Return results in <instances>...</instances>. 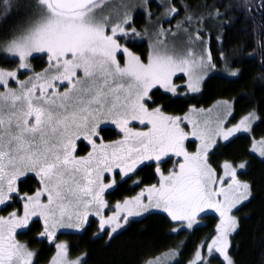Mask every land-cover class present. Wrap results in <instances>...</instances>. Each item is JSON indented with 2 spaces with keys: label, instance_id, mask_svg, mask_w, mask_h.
I'll use <instances>...</instances> for the list:
<instances>
[{
  "label": "snow or ice",
  "instance_id": "snow-or-ice-1",
  "mask_svg": "<svg viewBox=\"0 0 264 264\" xmlns=\"http://www.w3.org/2000/svg\"><path fill=\"white\" fill-rule=\"evenodd\" d=\"M0 3L5 11L10 7L9 0ZM96 7L97 0H33L35 19L4 44V52L19 57L18 70L30 67L27 61L33 53H46L54 62L50 67L56 74L48 76L46 69L45 74L35 75L34 82L31 77L29 81H17L19 92L14 89L0 92V205L9 203L13 194L19 196L17 181L29 173L43 182L34 195L19 196L23 202L22 215L13 211L8 218L0 216V264H32L34 253L15 239L17 229L28 228L32 218L43 217L39 236L50 241L55 239L58 228L80 229L87 223L91 205L97 209L106 207L103 193L113 184L100 182L103 172L122 169L127 176L137 165L146 161L159 163L170 153L182 156L184 163L179 164L178 171L161 173L159 187L153 185L147 189L149 203H143V191L123 204L118 203L113 216L101 217L100 228L109 225L111 232H115L122 227L121 212L126 213L127 223V217L150 208H162L172 220L186 222V227L191 228L198 213L215 209L221 220L218 235L207 250L209 254L213 251L222 254L227 264H233L228 256V236L236 230L237 221L229 212L247 199L250 186L239 182L236 169L225 163V175L232 180L228 189L235 187L239 195L231 198L224 188L214 190L215 173L207 163V152L212 145L201 136L200 150L189 154L183 146L187 134L179 126L181 118L164 115L161 107H148L152 102L149 93L157 85L175 93L172 77L177 71H184L181 64L188 62L178 63L170 55L154 52L144 63L115 39L118 31L129 34L123 27L112 26L111 34H106L107 17L97 19ZM129 20L126 16L123 23ZM135 32L132 28L131 33ZM118 53L125 58L123 66L117 59ZM211 59L209 52V63ZM16 76L17 71L0 68V85H7L9 78ZM54 82H68L69 87L61 93L55 90ZM198 85L199 79L189 87L195 92ZM49 89L53 90L49 92ZM248 120L245 117L239 126L224 132L223 139L228 140L242 129L247 131ZM132 121L151 127L148 131H132L128 127ZM105 123L118 125L124 139L114 144L103 143L100 132ZM192 135H197L195 130ZM81 138L92 149L85 157L75 155L76 141ZM97 140L101 143L97 144ZM260 144L259 148L253 147L264 156V141ZM156 171L160 172L159 167ZM221 193L223 202L215 199ZM45 194L47 203H42L41 196ZM70 207L83 210L69 211ZM94 214L101 215L99 210ZM73 217L74 223H65L66 218L72 221ZM57 248L58 255L66 257L67 246L61 243ZM197 262L203 264L199 252L193 264ZM53 264H80V261L54 260Z\"/></svg>",
  "mask_w": 264,
  "mask_h": 264
},
{
  "label": "trees",
  "instance_id": "trees-1",
  "mask_svg": "<svg viewBox=\"0 0 264 264\" xmlns=\"http://www.w3.org/2000/svg\"><path fill=\"white\" fill-rule=\"evenodd\" d=\"M131 1L119 12L124 18L130 17L127 29L134 28L138 33L174 30L180 25L194 29L199 36L207 38L212 63L220 68V72L204 81L198 93L173 95L154 88L150 93L149 108L161 107L169 115L182 116L193 108H207L217 101L229 100L235 118L247 114L258 118L252 134L241 133L227 143L215 146L209 153V161L218 169H222L224 162L244 165L236 174L250 186V194L230 212L237 218V227L230 236L228 251L233 264H264V158L252 151L253 137L264 138V0ZM116 2L118 0L112 3ZM32 4L33 0H9L10 7L5 11L0 3L2 68L14 69L18 65V59L3 53V47L35 19ZM172 8L176 12H170ZM191 14L199 21L190 20ZM117 36L130 51L147 59L153 39L150 34L145 38ZM33 61L41 62L40 67L46 64L42 56L33 57ZM235 71L236 76L230 75ZM104 133L115 136L112 128L104 129ZM143 173L146 181L154 177L150 168H145ZM127 190L128 185L123 184L114 196ZM212 210L203 214L202 221L191 228L182 224L183 221L172 220L163 209L154 208L145 215L127 219V223L112 236L97 233L99 224L95 217L87 220L82 228H76L77 232L61 231L60 236L69 239L66 246L71 254L84 250L83 264H189L196 251L200 250L201 256L207 255L208 246L218 235L221 217ZM46 254L47 250L40 251L38 258L42 259ZM174 254L176 258L169 260L168 257ZM212 260L216 264H225L216 253Z\"/></svg>",
  "mask_w": 264,
  "mask_h": 264
},
{
  "label": "rangeland",
  "instance_id": "rangeland-1",
  "mask_svg": "<svg viewBox=\"0 0 264 264\" xmlns=\"http://www.w3.org/2000/svg\"><path fill=\"white\" fill-rule=\"evenodd\" d=\"M113 1H115V0H112L109 3V0H100L97 3V7L95 8V15H96L97 19L103 20V18L107 17V20L105 21V23H106V34L110 35L111 34L110 28L112 26H115L116 24H119L121 27H123L125 29V31L127 33H129L127 36L131 35L130 37L133 36V38H140V37L145 38L148 34H150L153 37V39L150 42L151 43L150 54H152L154 52H161L163 54L172 56L173 59L176 60L178 63L181 61H185V60L188 62L187 64H181V67H183L185 69L184 71H182V72L177 71L176 74L172 77V84L176 87L175 93H172V92L164 89L160 85H157L155 88H161L165 92H168V93L173 94V95L185 94V93H198L201 91L204 81L210 75H212L213 73H216V72H220V68L216 67L214 65V63H212V59H211L210 63L207 60V55L209 53L207 38L204 39L202 36H199L197 34L198 32H194V29H192L193 31L188 30L187 27L180 25L179 27H176L174 30L173 29H171V30H168V29L162 30L161 29L159 31H154V32L153 31L152 32L145 31L144 33L143 32L142 33L135 32L134 34H132L131 29L126 28V26L129 23H127V24L123 23L125 18L122 17V15L119 13L120 10H122V9L124 10V8H126L125 6L129 5V3H131L132 1L131 0H118V2H116L114 4L112 3ZM110 5H117V6L113 7ZM126 14H127V12H126ZM190 20L199 21L198 18L193 19V15L191 16ZM119 34L121 35V33L118 31L117 35H119ZM117 35H116L115 39L118 41V43H120L123 47H127L128 45L127 46H126V44L124 45L122 40L118 39L119 36H117ZM124 42L126 43V41H124ZM3 53L9 57L18 59V65H19L20 60H19L18 56H14V55H12L10 53H6L4 51H3ZM149 55H148V57H149ZM35 56L44 57V61L46 62V64H44L40 67L41 62L33 61V57H35ZM148 57L145 60H143L141 58V60L144 63H147ZM117 59L120 61L121 65L123 66L124 62H125V58L118 53ZM27 62L30 65V67L28 69H19L18 70V65L14 69H7V68L0 67L2 69L7 70V71H17V76L15 79L9 78L7 85H0V92H7L8 89H14L17 92H19L20 91V85L17 83V81H29V78L31 77V78H33L32 82H34L35 81V75L37 73L45 74L46 69L48 70V72H47L48 76L56 74L55 69L50 67V65L53 64L54 62L49 60V57L46 53H33V55L28 58ZM212 65H214V67H212ZM223 71L226 73H229L225 69ZM78 75H80L79 72H78ZM181 77H183V78L179 79ZM197 79H199V85H198L199 90L194 92L189 87V84L192 83L193 81L197 80ZM41 82H43V81H41ZM54 83H55V90H57L58 92H61V93L64 92L69 87L68 82H64V83L54 82ZM113 86H115V85H113ZM127 87H128V84H127V82H125V88H127ZM52 90L53 89H49V92H51ZM151 91H150V93H151ZM150 93H149V95H150ZM37 94H39V89H37ZM120 94L123 95V92H121ZM162 112L166 116L181 117V120L179 121V126L187 134V137L185 140L188 139V141L191 145V146L187 145L186 141L184 140L183 143H185L186 145H183V146H184V149L189 154H195L197 151L200 150L201 143H202L201 142V136L204 137V142L212 145L208 149V152H207V163L214 170V173H215L216 183L214 185H212L213 189L219 190L220 188H224V189L229 191V196L231 198H235L236 196H238L239 193L236 191L235 187L231 190L228 189V186H229V184L232 183V180H231L230 176L225 175V169L223 167V165L225 163H228V162H224L222 165V169H218L210 163L209 153L213 150V148L215 146L220 145V144H225L229 140H231L232 138H234L235 136H237L241 133H251L252 134L253 125L256 123L258 118L253 116L252 114H250V115L247 114V115H244L242 117L235 118L233 104H232V101H229V100L217 101L213 105H211L210 107H207V108H193L192 110L188 111L186 114H184L182 116H176L174 114L169 115L166 112H164L163 110H162ZM185 117H187V119H185ZM245 117H249V120L246 122L248 130L245 131L242 129L239 132L233 133L229 137L228 140H224L223 139V133L227 132L229 129H231L233 127L239 126L240 122ZM111 124H113V123H111ZM113 125L120 128L116 124H113ZM133 128H137V127L135 125H133V127H131L130 129L133 130ZM194 130L197 133L196 136L192 135V132ZM261 141H264V138L253 137L252 151H253V153L258 155L259 157L264 158V156H261L259 151L254 150V147H253L254 145L257 148L261 147L262 146L260 144ZM180 163H184L183 157L180 160L179 164ZM179 164H178V166H179ZM231 166L236 169V173H238V171L240 169H242L239 166H233V165H231ZM178 170H179V167L176 171H178ZM162 174L168 175L169 173H162ZM160 177H161V174H160ZM101 178H102V175H101ZM236 179L241 183H246V181L241 179L238 176V174H236ZM249 192H250V190H249ZM215 199L219 200L220 202H223L224 201L223 193H221V195L217 196ZM247 199H248V197H247ZM247 199L242 200L237 205H240L242 202H244ZM234 208H232V210ZM160 209H162V208H160ZM76 210L82 211L83 209H82V207L80 209H73L71 207L69 208V211H76ZM211 211H213V210L212 209H206L205 211L198 213L196 216V223H194L193 226L202 221L201 216L203 214L211 212ZM230 212H232V211H230ZM230 212H229V215L232 216V214H230ZM137 216H139V215H137ZM234 218L237 221V218L236 217H234ZM74 222H75V217H73L72 221L67 220V218L65 219V223H74ZM182 224L186 225V222H183ZM62 229H64L65 231H70V230H73L76 228L63 227V228H61V230ZM231 234H232V232L229 233V236H228L229 246H230ZM59 240L61 241V243L66 245L69 239L62 236V237H59ZM61 243H59V244H61ZM69 250L66 248V253H67L66 257H61L58 255V252H59V249H58L57 255L54 256L52 260L53 261L57 260V261L71 262V261H76L77 259H79L80 264H83V259L85 257L84 250L78 251L77 254H71L70 253L71 251H69ZM228 250H229V248H228ZM197 252H199L200 255H202L200 250L196 251V253ZM196 253L192 257V262H189V264H193V261H195ZM214 253L219 254L222 257L225 264H227V261L224 259L223 255L218 253V252H215V251H213L211 254L207 253V255L203 254V256H201L202 260H203V264H216L215 261L212 260ZM228 256L231 258L229 251H228ZM175 258H176V254H174L173 257L172 256L168 257L169 260H173ZM52 260H51V262H33L32 264H53ZM163 263H165V262H159V264H163ZM197 264H199V262H197Z\"/></svg>",
  "mask_w": 264,
  "mask_h": 264
},
{
  "label": "flooded vegetation",
  "instance_id": "flooded-vegetation-1",
  "mask_svg": "<svg viewBox=\"0 0 264 264\" xmlns=\"http://www.w3.org/2000/svg\"><path fill=\"white\" fill-rule=\"evenodd\" d=\"M133 125H135L137 128H133L132 131H148L149 128L151 127L150 124H147V123L141 124L138 121L130 122L128 127L131 128L133 127ZM106 128H112L114 130L113 134L115 136L112 135L114 137H109L108 135H106L104 133V129ZM101 129L102 130L100 132V135L103 138V143L105 144H114L115 142L121 141L124 139V134L122 130L111 123L103 124L101 126ZM185 141L187 145H190L188 139ZM96 143L99 144L101 143V141L97 140ZM186 144L183 143V145H186ZM91 150L92 149L89 143L85 141L83 138L76 141V152H75L76 156L85 157ZM109 151L111 150L109 149ZM181 159H182L181 156H176L175 154L170 153L168 156L162 157L159 163L155 161H146L143 164L137 165L135 170L133 172H130L127 176L123 175L122 169L114 168L112 172H103L100 182L103 184L112 183L113 186L111 188H106L103 193V200L106 204V207L97 209L95 205H91L88 209L89 216L87 220H89L92 217L97 218L96 221H97V224H99L97 233H99L100 235H104V234L114 235L115 233L111 232L110 230L111 226L106 225L103 230L100 228L101 217H103L104 219H107L113 216L118 211L116 208V205L118 203L123 204L125 200H130V199L135 198L142 191L145 193L144 197H142V201L144 204H148L149 201H148L147 189L153 185H156L157 187H159L160 174L176 171L178 169V164ZM157 167H159L160 169L159 173L156 171ZM145 168L152 169L154 177L151 179V181H146V179L144 178L143 170ZM113 181H115V183H113ZM29 182H31V186L28 187ZM123 184L128 185L127 192L121 194L118 197L114 196V192ZM17 186L19 189V196H23L24 194L34 195L37 190H40L43 187V182L41 181L39 176L33 173H29L27 177L22 178L17 181ZM19 196L13 194L11 201L9 203H7L6 205H0V216L8 218L9 214L13 211L17 212L18 215H22L23 202L19 198ZM41 202L47 203L46 194L41 196ZM153 209L154 208H150L146 212H141V214L145 215L146 213H149ZM97 210H99L101 214L99 217L94 214ZM125 216H126V213L121 212L120 217H119V222L122 224V226L125 225V222H124ZM131 217H134V216H129L127 217V219H130ZM42 231H43V217L32 218V220L29 223L28 228L17 229L16 231L15 239L20 244L26 245L28 250L34 253L32 257V263L33 262H51L53 257L57 255V250H58L57 245L61 243V241L59 240V237H61L60 232L61 231L68 232V231H65L64 229L61 230V228H58L56 231L55 239L50 241L46 237L39 236V233ZM70 231L77 232L76 229H73ZM44 246H45V249H43ZM43 250H47V254L44 255L42 259H39L38 257L40 255V251H43Z\"/></svg>",
  "mask_w": 264,
  "mask_h": 264
},
{
  "label": "water",
  "instance_id": "water-1",
  "mask_svg": "<svg viewBox=\"0 0 264 264\" xmlns=\"http://www.w3.org/2000/svg\"><path fill=\"white\" fill-rule=\"evenodd\" d=\"M100 0H97V3L99 2Z\"/></svg>",
  "mask_w": 264,
  "mask_h": 264
},
{
  "label": "bare ground",
  "instance_id": "bare-ground-1",
  "mask_svg": "<svg viewBox=\"0 0 264 264\" xmlns=\"http://www.w3.org/2000/svg\"><path fill=\"white\" fill-rule=\"evenodd\" d=\"M205 52V51H204ZM39 232V231H38ZM37 235V234H36ZM38 239V238H37ZM57 240V239H56Z\"/></svg>",
  "mask_w": 264,
  "mask_h": 264
}]
</instances>
